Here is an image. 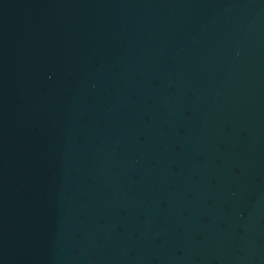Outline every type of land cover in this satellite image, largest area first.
Listing matches in <instances>:
<instances>
[{
	"label": "water",
	"instance_id": "1",
	"mask_svg": "<svg viewBox=\"0 0 264 264\" xmlns=\"http://www.w3.org/2000/svg\"><path fill=\"white\" fill-rule=\"evenodd\" d=\"M0 264H264V0H0Z\"/></svg>",
	"mask_w": 264,
	"mask_h": 264
}]
</instances>
